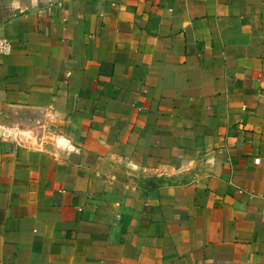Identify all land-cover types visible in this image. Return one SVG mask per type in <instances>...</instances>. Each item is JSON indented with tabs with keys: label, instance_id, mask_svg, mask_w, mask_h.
<instances>
[{
	"label": "crops",
	"instance_id": "1",
	"mask_svg": "<svg viewBox=\"0 0 264 264\" xmlns=\"http://www.w3.org/2000/svg\"><path fill=\"white\" fill-rule=\"evenodd\" d=\"M0 264H264V0H0Z\"/></svg>",
	"mask_w": 264,
	"mask_h": 264
},
{
	"label": "built area",
	"instance_id": "2",
	"mask_svg": "<svg viewBox=\"0 0 264 264\" xmlns=\"http://www.w3.org/2000/svg\"><path fill=\"white\" fill-rule=\"evenodd\" d=\"M12 51V42L6 36L0 35V56H8Z\"/></svg>",
	"mask_w": 264,
	"mask_h": 264
}]
</instances>
